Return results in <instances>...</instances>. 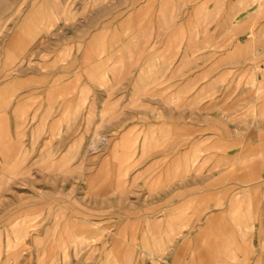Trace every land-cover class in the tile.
Wrapping results in <instances>:
<instances>
[{"label":"rangeland","instance_id":"1","mask_svg":"<svg viewBox=\"0 0 264 264\" xmlns=\"http://www.w3.org/2000/svg\"><path fill=\"white\" fill-rule=\"evenodd\" d=\"M10 2L46 18V0L1 11ZM98 4L81 57L46 56V28L0 25V264H122L124 190L150 234L171 183L185 263L188 189L206 167L217 175L228 139L251 155L257 122L240 119L264 112V0ZM207 241L217 250L218 232Z\"/></svg>","mask_w":264,"mask_h":264},{"label":"crops","instance_id":"2","mask_svg":"<svg viewBox=\"0 0 264 264\" xmlns=\"http://www.w3.org/2000/svg\"><path fill=\"white\" fill-rule=\"evenodd\" d=\"M3 8L1 4L0 25L6 21L10 23L11 19H14V24L18 23L19 26L13 30L16 32L23 30L22 25H33L34 32L38 34H43L46 28V42H49L46 46L49 50L46 51V56L49 57L83 56L82 40L86 37L84 35L97 34L99 31L98 25H93V20L97 22L99 16L98 0H46V18L34 17V13L29 11L30 6L22 17L17 13L13 15L20 8L18 2H10L5 7L12 8L11 12L1 11ZM250 87L252 86L248 88ZM122 88L124 89L125 85H122ZM240 120L257 122L255 127L249 130L252 137L249 159H244L246 148L244 149L242 141L239 145L238 139H228V145L219 151L224 155H221L219 160L217 175L211 176L212 173L206 171L209 167H206L196 179L197 182L201 181L202 185H192L188 189L187 196L193 204L191 209L182 215L192 220L182 231L193 236H190L185 246L186 262H181L179 257L182 245L178 234L180 214L173 196L176 186L171 183L167 185L170 197L161 202L160 209L156 210L158 212L153 217L155 225L150 234L145 224L150 214L141 209L132 213L130 190H124L123 202L126 207L119 214L123 217L120 228L123 229L124 236L114 237L118 238L122 245L119 255L122 264H264V123L261 126L259 123L264 122V112H259L256 108L255 112ZM255 137L256 141L253 140ZM205 147L208 145H196L194 142L189 151L206 153L208 150H205ZM201 159L202 157L198 161ZM212 177L215 179L214 186ZM163 192V187L156 190V194ZM200 200L202 209L198 204ZM195 201L198 203L195 204ZM132 215L138 217L135 219L140 222L136 243H132L129 238L128 222L131 221ZM112 216H117V213ZM216 231L219 234L220 246L211 251L207 239L209 233ZM200 235L202 240H199ZM132 249L134 252L131 256Z\"/></svg>","mask_w":264,"mask_h":264}]
</instances>
